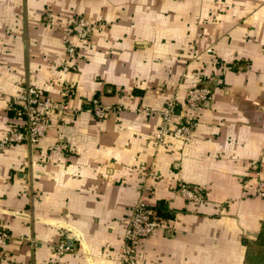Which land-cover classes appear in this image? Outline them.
I'll return each mask as SVG.
<instances>
[{"label": "crops", "instance_id": "1", "mask_svg": "<svg viewBox=\"0 0 264 264\" xmlns=\"http://www.w3.org/2000/svg\"><path fill=\"white\" fill-rule=\"evenodd\" d=\"M82 19L88 40L66 31ZM208 82L212 99L190 111L188 91ZM28 85L59 102L74 88L78 113L53 116L34 147L3 145ZM175 95L196 126L160 142ZM93 99L114 112H86ZM259 165L264 0H0V227L11 236L0 264H124L140 202L159 226L138 264H264Z\"/></svg>", "mask_w": 264, "mask_h": 264}, {"label": "built area", "instance_id": "2", "mask_svg": "<svg viewBox=\"0 0 264 264\" xmlns=\"http://www.w3.org/2000/svg\"><path fill=\"white\" fill-rule=\"evenodd\" d=\"M67 34L77 36L82 40L91 38L94 27L85 20H78L67 28ZM69 55L75 58L77 55L74 46L69 48ZM213 82H208L200 87L190 89L186 96L185 106L192 112H198L207 102L212 99ZM76 95L74 88L65 89V101L59 102L51 97L44 90L33 85H28L24 92L13 98L11 110L13 112L12 126L4 137L3 145L27 144L34 147L46 137L52 127L53 116L62 120L71 119L78 111L70 104ZM179 96L175 95L162 112L163 130L159 134L160 142L165 134L175 137L186 138L196 126V118L185 116L179 109ZM84 110L94 114L98 119L107 118L114 109L105 106L100 100L93 99L87 102ZM178 120L181 126L176 130L171 129L174 120ZM255 178L258 181L256 191L264 198V168L257 166L254 170ZM177 191L187 200L201 202L205 197L199 191L192 189L187 184L181 183ZM159 226V221L153 209L144 202L137 204L132 210V216L125 233V244L123 247L124 264H138L136 252L143 242L148 240ZM11 236L0 227V257L3 249L10 243ZM62 253L72 251L66 244L59 246Z\"/></svg>", "mask_w": 264, "mask_h": 264}]
</instances>
